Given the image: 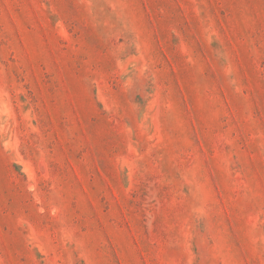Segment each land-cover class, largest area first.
<instances>
[{"label": "rangeland", "instance_id": "374dc122", "mask_svg": "<svg viewBox=\"0 0 264 264\" xmlns=\"http://www.w3.org/2000/svg\"><path fill=\"white\" fill-rule=\"evenodd\" d=\"M0 264H264V0H0Z\"/></svg>", "mask_w": 264, "mask_h": 264}]
</instances>
